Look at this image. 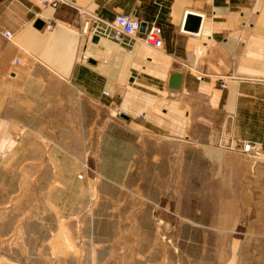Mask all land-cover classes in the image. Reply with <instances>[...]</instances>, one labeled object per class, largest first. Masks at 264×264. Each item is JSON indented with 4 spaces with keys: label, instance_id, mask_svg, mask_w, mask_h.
Wrapping results in <instances>:
<instances>
[{
    "label": "crops",
    "instance_id": "0c3cea01",
    "mask_svg": "<svg viewBox=\"0 0 264 264\" xmlns=\"http://www.w3.org/2000/svg\"><path fill=\"white\" fill-rule=\"evenodd\" d=\"M119 13L156 20L164 48L128 36L129 53L103 37ZM84 22L95 34L81 33ZM173 71L184 75L180 90L168 86ZM116 102L130 116L123 126L220 147L250 139L264 153V0H0V148L9 151L0 165L37 168L71 189L107 135L94 104ZM128 107L148 119L136 122Z\"/></svg>",
    "mask_w": 264,
    "mask_h": 264
},
{
    "label": "rangeland",
    "instance_id": "374dc122",
    "mask_svg": "<svg viewBox=\"0 0 264 264\" xmlns=\"http://www.w3.org/2000/svg\"><path fill=\"white\" fill-rule=\"evenodd\" d=\"M116 103L71 189L0 165V264H264V153L134 130Z\"/></svg>",
    "mask_w": 264,
    "mask_h": 264
},
{
    "label": "built area",
    "instance_id": "2783aa9c",
    "mask_svg": "<svg viewBox=\"0 0 264 264\" xmlns=\"http://www.w3.org/2000/svg\"><path fill=\"white\" fill-rule=\"evenodd\" d=\"M40 5L51 6L57 8L61 0H36ZM144 21L138 16L119 13L115 15L114 19L108 23L110 29L103 33V35H108L113 41L117 42L121 47H124L127 52H132V45L125 46L126 37H132L134 39H139L146 46L161 50L164 48V37L162 26L156 21L147 23L146 31L140 36L141 26ZM51 27V24L48 25ZM184 29V28H183ZM84 34H95V31L90 28L89 22H84L81 28ZM5 36L9 39L12 38V33L10 31L4 32ZM199 79L201 77H198ZM227 81L224 80L222 83L223 87H226ZM106 96H110L108 91L104 90ZM121 113V111H118ZM223 147L230 151H235L242 155L257 158L263 154V149L261 143L253 140H241V139H230L223 143ZM7 151H0V160L6 156ZM79 177H83L82 174Z\"/></svg>",
    "mask_w": 264,
    "mask_h": 264
},
{
    "label": "water",
    "instance_id": "95a60500",
    "mask_svg": "<svg viewBox=\"0 0 264 264\" xmlns=\"http://www.w3.org/2000/svg\"><path fill=\"white\" fill-rule=\"evenodd\" d=\"M44 25H45V22L42 19H39L37 21V23H36V26L38 28H41ZM146 27H147V22L144 21L142 23V26H141L140 31L144 33L146 31ZM199 27H200V25H199ZM195 30L196 31H199V28H197ZM98 37L99 36L96 35L94 39L97 40ZM183 77H184V75H183L182 72H179V71H173V72H171L170 73V78H169V84H168L169 88L172 89V90H174V91L180 90L182 88ZM120 116L122 118L126 119V120H130V116L128 114L124 113V112L121 113Z\"/></svg>",
    "mask_w": 264,
    "mask_h": 264
},
{
    "label": "bare ground",
    "instance_id": "6f19581e",
    "mask_svg": "<svg viewBox=\"0 0 264 264\" xmlns=\"http://www.w3.org/2000/svg\"><path fill=\"white\" fill-rule=\"evenodd\" d=\"M118 111H122V110L119 109Z\"/></svg>",
    "mask_w": 264,
    "mask_h": 264
}]
</instances>
